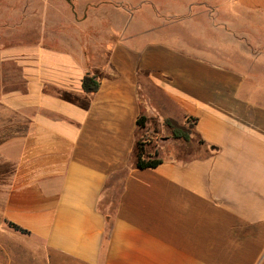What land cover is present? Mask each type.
Segmentation results:
<instances>
[{"label": "crops", "instance_id": "0c3cea01", "mask_svg": "<svg viewBox=\"0 0 264 264\" xmlns=\"http://www.w3.org/2000/svg\"><path fill=\"white\" fill-rule=\"evenodd\" d=\"M70 1L0 0V264H264V0ZM142 115L203 153L138 169Z\"/></svg>", "mask_w": 264, "mask_h": 264}, {"label": "rangeland", "instance_id": "374dc122", "mask_svg": "<svg viewBox=\"0 0 264 264\" xmlns=\"http://www.w3.org/2000/svg\"><path fill=\"white\" fill-rule=\"evenodd\" d=\"M25 38L13 36V33L10 36H0V49L5 47H11V45L19 44L24 41ZM209 56H217L218 60L222 64H230V58L233 54L231 53H219V54H207ZM252 55L257 56L258 54L253 53H234V66H238L239 70L246 72L248 71L247 67L250 65ZM252 68L250 71L256 72L260 76H264V69L261 67H255L252 63ZM185 125H182L186 130L191 131L192 137L190 142H184L183 140L174 139L172 136V131L165 126L166 128L161 130L157 126V122L154 124H150V126L146 125V128L141 130L139 135V140L141 143H144L146 146V151L151 154L154 158L158 153L162 151L159 149L160 146L165 148V154H168V157L175 156L177 158H182L184 160H189L191 158L200 156L203 153V149L205 148L203 144L200 143V139L192 129V122L188 120ZM164 153L161 154L163 157ZM166 156V155H164ZM102 210L107 214L111 213L112 207L108 205H102ZM57 260H60V264H77L69 259L61 258L56 256ZM57 262V264H58ZM21 264H31L29 261H20ZM47 263V262H46ZM42 264V263H40ZM48 264V263H47Z\"/></svg>", "mask_w": 264, "mask_h": 264}, {"label": "trees", "instance_id": "16d2710c", "mask_svg": "<svg viewBox=\"0 0 264 264\" xmlns=\"http://www.w3.org/2000/svg\"><path fill=\"white\" fill-rule=\"evenodd\" d=\"M100 88V81L97 79L96 76L87 75L83 80V89L88 94L96 93ZM188 120L192 121L191 118ZM147 118L145 116H141L138 120V125L141 130L146 128ZM164 125L167 126L172 131V136L174 139L183 140L184 142H190L192 133L189 130H186L181 124L166 119L164 121ZM193 129V125H192ZM194 130V129H193ZM201 144H204L203 141L200 140ZM136 167L140 170L149 169V168H156L158 167L162 161L154 158L151 154L146 151V146L144 143H141L140 140L137 142L136 148ZM10 227L13 228L15 231H18L22 234H28L26 230L19 228L13 224H10Z\"/></svg>", "mask_w": 264, "mask_h": 264}, {"label": "water", "instance_id": "95a60500", "mask_svg": "<svg viewBox=\"0 0 264 264\" xmlns=\"http://www.w3.org/2000/svg\"><path fill=\"white\" fill-rule=\"evenodd\" d=\"M68 3H71V1L70 0H66Z\"/></svg>", "mask_w": 264, "mask_h": 264}]
</instances>
